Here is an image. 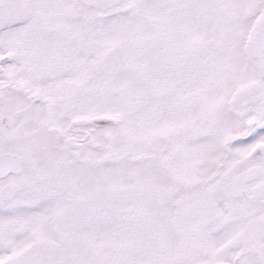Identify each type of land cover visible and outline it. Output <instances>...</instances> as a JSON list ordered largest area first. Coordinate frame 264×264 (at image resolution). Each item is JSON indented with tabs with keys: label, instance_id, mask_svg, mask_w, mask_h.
Wrapping results in <instances>:
<instances>
[{
	"label": "snow or ice",
	"instance_id": "obj_1",
	"mask_svg": "<svg viewBox=\"0 0 264 264\" xmlns=\"http://www.w3.org/2000/svg\"><path fill=\"white\" fill-rule=\"evenodd\" d=\"M0 264H264V0H0Z\"/></svg>",
	"mask_w": 264,
	"mask_h": 264
}]
</instances>
